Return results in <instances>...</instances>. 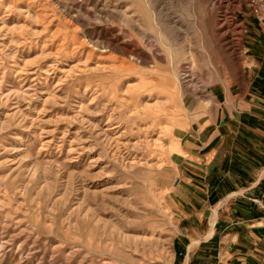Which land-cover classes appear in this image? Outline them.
<instances>
[{"label":"rangeland","instance_id":"1","mask_svg":"<svg viewBox=\"0 0 264 264\" xmlns=\"http://www.w3.org/2000/svg\"><path fill=\"white\" fill-rule=\"evenodd\" d=\"M243 12L0 0V264H180L190 122L225 102L223 83L264 115V25ZM247 57L260 71L243 79Z\"/></svg>","mask_w":264,"mask_h":264},{"label":"crops","instance_id":"2","mask_svg":"<svg viewBox=\"0 0 264 264\" xmlns=\"http://www.w3.org/2000/svg\"><path fill=\"white\" fill-rule=\"evenodd\" d=\"M243 15L257 33L249 12ZM246 60L243 79L260 71L254 58ZM225 85V102L214 98L209 114L190 122L197 132L181 143L188 169L177 180L186 193L179 205L183 237L175 242L180 264H264L263 108L231 102Z\"/></svg>","mask_w":264,"mask_h":264},{"label":"built area","instance_id":"3","mask_svg":"<svg viewBox=\"0 0 264 264\" xmlns=\"http://www.w3.org/2000/svg\"><path fill=\"white\" fill-rule=\"evenodd\" d=\"M249 13L264 25V0H244Z\"/></svg>","mask_w":264,"mask_h":264},{"label":"bare ground","instance_id":"4","mask_svg":"<svg viewBox=\"0 0 264 264\" xmlns=\"http://www.w3.org/2000/svg\"><path fill=\"white\" fill-rule=\"evenodd\" d=\"M226 86V85H225ZM209 97H211V96H209ZM211 98H210V100L207 102V106H210L213 102H211Z\"/></svg>","mask_w":264,"mask_h":264}]
</instances>
